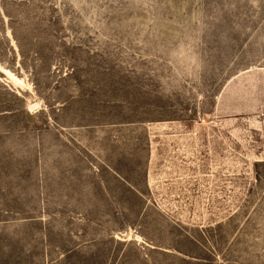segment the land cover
<instances>
[{
  "label": "rangeland",
  "instance_id": "374dc122",
  "mask_svg": "<svg viewBox=\"0 0 264 264\" xmlns=\"http://www.w3.org/2000/svg\"><path fill=\"white\" fill-rule=\"evenodd\" d=\"M0 68V264H264V0H0Z\"/></svg>",
  "mask_w": 264,
  "mask_h": 264
},
{
  "label": "bare ground",
  "instance_id": "6f19581e",
  "mask_svg": "<svg viewBox=\"0 0 264 264\" xmlns=\"http://www.w3.org/2000/svg\"><path fill=\"white\" fill-rule=\"evenodd\" d=\"M0 70H1L4 74L10 76V78L13 77V75H12L9 71L4 70V69H1V68H0ZM35 108H36V107H35ZM35 108H32V110H34Z\"/></svg>",
  "mask_w": 264,
  "mask_h": 264
}]
</instances>
